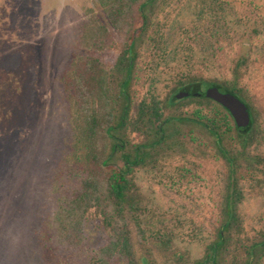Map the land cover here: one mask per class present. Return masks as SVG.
<instances>
[{
	"label": "rangeland",
	"instance_id": "374dc122",
	"mask_svg": "<svg viewBox=\"0 0 264 264\" xmlns=\"http://www.w3.org/2000/svg\"><path fill=\"white\" fill-rule=\"evenodd\" d=\"M222 1L234 29H223L219 38L203 26L211 22L199 21L195 0L159 2L138 48L132 93L137 105L159 101L165 107L183 77L232 80L236 63L247 62L241 86L257 129L247 143L235 132L225 141L237 156L243 150L249 156L239 161L241 226L226 257V264H240L247 258L244 247L264 240V163L251 160L264 161V29H250L264 20V0ZM95 7V0H0V264H55L65 250L75 264H94L98 256L103 264H129L117 245L127 224L141 255L146 249L159 264H195L223 222L230 167L216 143L194 128H181L180 148L137 171L139 202L131 215L123 220L94 209L84 228L85 245L62 246L58 214L84 177L70 160L73 127L65 79L76 59L93 53L114 66L124 46L114 31L104 53L85 44L91 9L103 19ZM199 109L194 102L177 108L189 114ZM133 139L142 142L138 135ZM255 260L264 264V251Z\"/></svg>",
	"mask_w": 264,
	"mask_h": 264
},
{
	"label": "trees",
	"instance_id": "16d2710c",
	"mask_svg": "<svg viewBox=\"0 0 264 264\" xmlns=\"http://www.w3.org/2000/svg\"><path fill=\"white\" fill-rule=\"evenodd\" d=\"M160 1L95 0V8L101 10L103 19L91 9L94 17L86 27L85 44L93 52L104 53L112 39L110 31H114L122 36L124 46L114 66L109 67L93 53L90 57L76 59L65 79L73 127L70 160L83 170L84 177L80 190L70 200L63 202L58 214V229L64 234L61 243L64 247L72 246L74 249L85 245V227L94 209L103 215L112 214L123 220L128 214L131 215L139 202L137 171L155 165L164 155L180 148L181 128H194V131L208 135L216 143L219 153L230 167L223 222L216 239L207 246L203 258L195 264H226L230 246L237 244L233 234L241 226L239 207L244 200V192L239 182V161L241 157L249 156L245 150L239 154L240 157L237 156L227 149L225 141L227 135L235 132L239 140L247 143L258 125L253 105L241 86L247 62L243 60L236 63L232 80L212 81L199 74L183 77L165 107L159 101L137 105L132 86L139 57L138 48L153 25L155 9ZM195 1L198 4L199 21L211 22L209 25L213 26L203 25L205 29H211L212 38L222 37L223 29H228L227 33L234 29L228 3L222 0ZM250 29H264V20L256 22ZM254 32L259 33L257 30ZM211 48L214 56L217 52L212 44ZM210 87L230 92L248 106L251 117L248 128H239L229 111L205 96V91ZM182 90L201 96L177 100L175 95ZM190 102L201 109L194 114L177 110ZM167 107L172 108L170 114L165 113ZM202 108H208L210 113L205 114ZM134 135L140 136L142 142H135ZM251 160L259 165L264 163L257 158ZM104 223L110 226L108 221ZM125 228L121 245H117L129 258V264H159L148 250L143 249L145 252L142 255L136 250L131 242L129 225ZM244 251L247 258L240 264H257L255 258L264 251V240L245 246ZM64 252L56 257L55 264H75L69 260V252ZM75 258L73 252V260ZM93 263L103 264L101 256L96 257Z\"/></svg>",
	"mask_w": 264,
	"mask_h": 264
},
{
	"label": "water",
	"instance_id": "95a60500",
	"mask_svg": "<svg viewBox=\"0 0 264 264\" xmlns=\"http://www.w3.org/2000/svg\"><path fill=\"white\" fill-rule=\"evenodd\" d=\"M191 96H201V94L191 93L189 90H182L175 95V98L177 100H184ZM205 96L229 111L239 128H248L250 126V110L237 96L230 92H224L218 87L208 88L205 91Z\"/></svg>",
	"mask_w": 264,
	"mask_h": 264
}]
</instances>
